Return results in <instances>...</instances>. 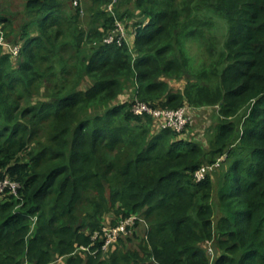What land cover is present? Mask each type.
Here are the masks:
<instances>
[{
  "label": "trees",
  "instance_id": "trees-1",
  "mask_svg": "<svg viewBox=\"0 0 264 264\" xmlns=\"http://www.w3.org/2000/svg\"><path fill=\"white\" fill-rule=\"evenodd\" d=\"M12 1L0 179L20 187L0 193V264H264V0H23L21 24ZM135 97L215 111L209 144ZM110 213L139 220L104 251Z\"/></svg>",
  "mask_w": 264,
  "mask_h": 264
},
{
  "label": "built area",
  "instance_id": "built-area-1",
  "mask_svg": "<svg viewBox=\"0 0 264 264\" xmlns=\"http://www.w3.org/2000/svg\"><path fill=\"white\" fill-rule=\"evenodd\" d=\"M112 4H110L109 8L112 9L113 4L116 0H112ZM77 3V1H75ZM118 26L121 30V37L127 38L126 31L122 24L118 23ZM113 38L110 37L108 40L111 41ZM128 39V38H127ZM0 45L3 47L10 49L12 54L17 57L20 53L21 46L19 44H12L7 40L5 30L2 28L0 24ZM133 102V111L136 114H150L156 119L159 120V124L162 126L172 127L177 132H183L188 124L191 121V109L188 106H182L178 109H168V108H160L153 107L149 104L142 102L137 97H135ZM223 158V157H222ZM222 158H219L221 160ZM218 165L214 164H205L196 170L194 177L196 181H202L206 178V176L214 170V168ZM20 187V184L16 181H12L11 179H0V193L11 190V192L17 194V190ZM37 217L33 219V225L36 223ZM137 220H139V216L132 215L127 218L120 219L114 225H103L101 231H96L92 236L94 242H96L99 238H102L101 249L106 251L109 249L110 245L118 240L121 235L127 234L129 232V227H134ZM86 250L89 247H81ZM97 250H94L92 253L96 254ZM210 252L212 250L210 249ZM29 264V263H27Z\"/></svg>",
  "mask_w": 264,
  "mask_h": 264
},
{
  "label": "rangeland",
  "instance_id": "rangeland-1",
  "mask_svg": "<svg viewBox=\"0 0 264 264\" xmlns=\"http://www.w3.org/2000/svg\"><path fill=\"white\" fill-rule=\"evenodd\" d=\"M1 1L2 0H0V2ZM2 4L4 5L5 3L3 2ZM23 8H24V2L22 0H13L11 3V6H7L8 10L10 9L11 11H18L19 17H17L16 19L14 18L16 20L15 24H21V22H22V12L21 11L23 10ZM14 30L16 31L15 28H14ZM9 31L11 32L10 29H8V32ZM125 31L127 32V29ZM127 38H129L128 34H127ZM189 48H190L192 53H196L199 49V44L196 43L195 41H192ZM174 84L176 86V85H180L181 83L177 84V81H176ZM133 92H134L133 89H129L128 92H126V94L130 93L132 95ZM199 111H201V112L199 113ZM203 113H207V115H205ZM214 114H215V111L208 112L205 109H196L194 111L193 110L191 111L192 118H191L190 122L192 125H194L198 129V133H196V135L198 134V140L205 143L206 146L209 144L210 134L214 130L215 125H217V123H218V120L214 116ZM213 171L214 170H212V173H213ZM113 218H114L113 213H110V214L104 216L102 218L103 225L110 224L111 221L109 219H113ZM211 243H212L211 241H207L204 243L203 246H205L208 254L210 255V258L212 259L214 254H213V252H210V249L213 246L212 245L213 243L212 244ZM57 263L58 264H64L62 259H58Z\"/></svg>",
  "mask_w": 264,
  "mask_h": 264
},
{
  "label": "crops",
  "instance_id": "crops-1",
  "mask_svg": "<svg viewBox=\"0 0 264 264\" xmlns=\"http://www.w3.org/2000/svg\"><path fill=\"white\" fill-rule=\"evenodd\" d=\"M23 1V0H22Z\"/></svg>",
  "mask_w": 264,
  "mask_h": 264
}]
</instances>
